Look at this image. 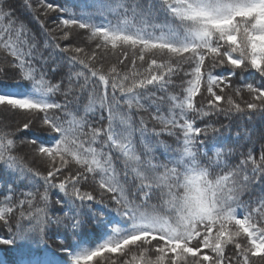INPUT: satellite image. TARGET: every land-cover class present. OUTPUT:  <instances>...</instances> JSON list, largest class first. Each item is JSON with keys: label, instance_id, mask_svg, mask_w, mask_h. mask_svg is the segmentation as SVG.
Instances as JSON below:
<instances>
[{"label": "snow or ice", "instance_id": "6c2138e0", "mask_svg": "<svg viewBox=\"0 0 264 264\" xmlns=\"http://www.w3.org/2000/svg\"><path fill=\"white\" fill-rule=\"evenodd\" d=\"M23 8L0 0V264H264V133L235 123L264 116V0Z\"/></svg>", "mask_w": 264, "mask_h": 264}, {"label": "trees", "instance_id": "16d2710c", "mask_svg": "<svg viewBox=\"0 0 264 264\" xmlns=\"http://www.w3.org/2000/svg\"><path fill=\"white\" fill-rule=\"evenodd\" d=\"M60 2L64 3L65 0H60ZM14 3L16 5L18 11L20 13H23L24 12L23 0H14ZM72 3H73V0H68L69 6H71ZM33 27L35 28L36 25L33 24ZM81 31H83V30H81ZM246 96H247V94L245 93V97ZM197 99H199V98H197ZM221 122L222 123H228V121L226 119H224L223 117H221ZM235 123H238V124L241 125V129L240 130H245V129L251 130V136H252L253 139H255L257 136H259L261 133H264V116H261L259 114H253L252 118H251V121H249L247 118H244L242 121L238 120V119L235 120ZM236 131H237V128L234 126L232 128V132L234 133ZM162 139L167 140L169 143H173L172 138H169L167 136L162 137ZM161 151H162V149L158 150V154ZM245 199H247V196L245 197ZM90 231H94V230L90 229ZM0 234H3V233L0 232ZM0 248L4 249L3 253H0V254L5 255L6 258H9V259L14 258V254L11 251V249L9 248V246H0Z\"/></svg>", "mask_w": 264, "mask_h": 264}]
</instances>
